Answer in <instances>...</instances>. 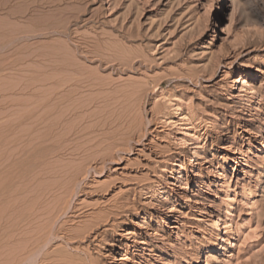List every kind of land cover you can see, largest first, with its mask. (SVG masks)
<instances>
[{
  "label": "rangeland",
  "instance_id": "374dc122",
  "mask_svg": "<svg viewBox=\"0 0 264 264\" xmlns=\"http://www.w3.org/2000/svg\"><path fill=\"white\" fill-rule=\"evenodd\" d=\"M262 142L264 0H0V264H264Z\"/></svg>",
  "mask_w": 264,
  "mask_h": 264
},
{
  "label": "bare ground",
  "instance_id": "6f19581e",
  "mask_svg": "<svg viewBox=\"0 0 264 264\" xmlns=\"http://www.w3.org/2000/svg\"><path fill=\"white\" fill-rule=\"evenodd\" d=\"M262 145H264V142H262ZM18 201V200H17ZM16 201V202H17ZM6 216H7V214H6ZM5 216V213L4 212H2L1 210H0V226H3V223L4 222H6V220H8L7 219V217ZM6 223H4V225H5ZM6 227V226H5ZM4 227V228H5ZM1 228V227H0ZM4 233H1L0 232V254H2V252L4 251L3 249H4V247H3V244H4V242L5 241H3V237H4V235H3ZM3 243V244H2ZM43 258V257H42ZM43 259H40L39 261H42ZM43 262V261H42Z\"/></svg>",
  "mask_w": 264,
  "mask_h": 264
}]
</instances>
